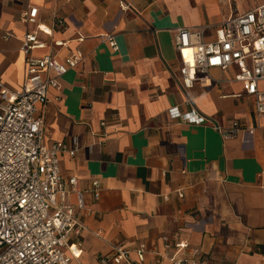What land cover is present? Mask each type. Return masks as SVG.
<instances>
[{"label": "crops", "instance_id": "obj_1", "mask_svg": "<svg viewBox=\"0 0 264 264\" xmlns=\"http://www.w3.org/2000/svg\"><path fill=\"white\" fill-rule=\"evenodd\" d=\"M263 3L0 0V80L7 87L20 90L27 79L21 47L36 31L23 20L31 8L39 10L37 24L53 30L38 33L46 48L35 57L85 55L39 108L48 146H78L74 156H59L63 177L76 176L86 200L77 214L81 232L71 239L82 254L72 264H102L119 247L134 259L143 250L142 264H172L180 241L198 248L203 264H264V116L256 118L251 98L235 97L240 84L220 82L228 74L219 69L186 89L174 46L178 28L207 27L206 40L214 41L219 26ZM105 34H113L116 50L101 41ZM174 107L211 123L188 125L172 116ZM234 121L243 132L233 139L213 128ZM70 201L77 203L74 195Z\"/></svg>", "mask_w": 264, "mask_h": 264}, {"label": "built area", "instance_id": "obj_2", "mask_svg": "<svg viewBox=\"0 0 264 264\" xmlns=\"http://www.w3.org/2000/svg\"><path fill=\"white\" fill-rule=\"evenodd\" d=\"M126 11L128 4L120 1ZM38 8L24 15V22L37 25L23 37L22 54L26 57L27 79L20 90H13L0 80V264H72L79 260L82 250L71 244L72 236L81 232L78 211L84 210L86 200L76 176L65 179L60 172V155L74 156L77 144L69 149L58 142H44L45 115L39 111L50 102V89L60 88V79L78 69L85 60L77 51L65 61L55 56L35 57L33 52L46 48L38 33L51 36L52 28L37 24ZM55 24L64 26L61 20ZM207 27L178 28L174 39L186 89L210 80L212 70L228 74L226 83H238L242 93L238 98H251L256 118L264 116V3L243 15L232 17L216 29V39L206 40ZM114 50L118 45L110 34L100 36ZM85 38L79 39L83 42ZM57 46L64 43L57 42ZM172 116L193 125L210 124L196 111L182 113L174 107ZM225 139L243 132L241 123L230 127L213 125ZM94 197H100L101 186L92 183ZM76 197V204L70 201ZM182 196V195H181ZM172 264H203L198 248L180 241L169 258ZM102 264H142L144 251L119 247L101 259ZM164 264V263H160Z\"/></svg>", "mask_w": 264, "mask_h": 264}]
</instances>
